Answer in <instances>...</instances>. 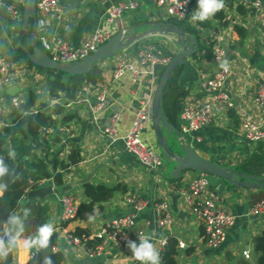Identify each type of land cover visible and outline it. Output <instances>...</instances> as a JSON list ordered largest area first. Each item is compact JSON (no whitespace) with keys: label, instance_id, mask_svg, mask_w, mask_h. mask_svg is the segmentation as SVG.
<instances>
[{"label":"crops","instance_id":"obj_1","mask_svg":"<svg viewBox=\"0 0 264 264\" xmlns=\"http://www.w3.org/2000/svg\"><path fill=\"white\" fill-rule=\"evenodd\" d=\"M129 1L137 2V7L133 10H126L122 14L117 21V31L123 30L126 33L140 36L152 26L174 23L185 30L187 40L195 38L198 44L203 40L207 42L218 40L215 35L223 38L219 44L226 50V59L233 70L226 90L232 96L235 106L227 107L222 103L216 104L212 123L200 132H190L186 136L187 142L201 157L235 169L253 153L259 143L264 144V141L254 142L243 137L240 119L243 111L248 112L255 119L264 118V112L256 102L258 82L264 81L262 26L264 9L256 10L241 0H224L225 19L221 21L210 17L208 19L210 22L204 26L199 21L191 20L192 13L197 9V0L191 4L187 14L180 19L165 14L154 0H64L63 15L60 19L51 17L49 22L38 20L35 41L40 42L47 51V44L53 36L68 41L74 47H79L86 36L104 25L106 13L111 4ZM261 1L264 4V0ZM26 2L27 0H0L1 57L7 58L8 51L17 46L21 34L23 37L25 34L31 35L32 33V19H30V31L22 33L23 11ZM11 5L15 6L19 12V17L16 19L9 12ZM177 38L178 36L174 33H150L137 37L121 51L99 61L103 69L102 81L108 84L105 106L97 115L92 113L91 106L95 102V92L92 91L86 94L89 98L88 103L67 108L68 111L76 114L73 121L67 124L58 123L56 127L49 128L48 136L56 141L57 147H62L63 156H66L69 147L64 146L62 139L59 141L55 135L58 134L62 138L68 137L66 136L68 130L71 137L79 138L82 160L71 167L64 177L63 185L56 186L49 180L43 183V186L53 185L56 192L45 196L44 199L29 198L27 194L23 198V203L38 200L50 205L48 222L55 225L58 233L56 249L64 253V264H132L129 258L132 255L130 250L127 247H121L114 240L108 241L104 251L100 254L91 255L85 246L74 245L69 236V232L77 227L89 230L90 234H95L104 222L132 212L137 216L136 229H142L144 235L156 242L157 246L159 240L166 235H171L178 240L177 260L179 264H231L232 261L228 259V254L239 258L243 256V250H249L252 254L250 259L255 262L256 253L253 240L264 230V215H254L252 207L258 196L264 195V190L232 185L221 177L208 174V191L213 192L219 204L235 216V224L226 240L216 247L210 246L203 237L204 226L194 216L182 193V189L195 179L200 171L187 170L182 172L178 178L172 176L175 163L172 162V168H167L168 154L159 142L153 119L145 122L143 138L150 147L160 153L161 157L162 154L164 155L167 163L158 172L143 166L135 156L127 153L121 140L112 143L102 133V128L109 123L111 116L115 113L120 114V120L117 123L119 134L128 131L140 100L153 96L164 70L158 65L154 68L153 75L143 74L137 80H133L130 74L126 73L115 79L113 78L115 61L125 56L138 64L139 53L147 46H151L155 52L173 56L181 50L176 43ZM214 46L215 44L213 48ZM218 67L219 64L214 57L211 59L205 57L201 60H197L194 56L186 58L179 74V85L183 92L179 108V125L180 111L184 104H199L207 100L201 74L207 72L213 75ZM12 71L15 76L14 82L11 85L0 86V96L6 98L2 105L7 110L6 115H0V127L4 126L8 115L14 109L10 102L11 97L18 96L22 100L25 98L24 90H30L32 87L39 89L37 84L34 85L32 81L27 80V69L24 65H12ZM30 74L38 75L33 71H30ZM43 84L42 91H39L41 97L43 96L42 99L47 98L45 81ZM231 110H234L239 118L237 124L230 116ZM162 132L167 144L171 147L168 142L171 133L163 128ZM177 140L179 142L178 134ZM42 154L40 149L34 150L32 155L26 159V165L31 168L33 160ZM91 174L89 181L92 183L104 182L109 185L120 183L126 186L127 191L119 190L109 201L101 203L100 207L96 208L95 219L92 221L75 218L63 221V196L72 194L77 204L85 200L82 184ZM129 197L144 202L143 207L136 211L133 205L128 203ZM156 202L167 204L172 218L169 226L158 224ZM65 222H67L66 226H63ZM34 233L35 220L28 218L25 221V235ZM179 243H183L184 246ZM32 252L35 253V250L30 251L22 246L18 247L11 256V264L27 263Z\"/></svg>","mask_w":264,"mask_h":264},{"label":"built area","instance_id":"obj_2","mask_svg":"<svg viewBox=\"0 0 264 264\" xmlns=\"http://www.w3.org/2000/svg\"><path fill=\"white\" fill-rule=\"evenodd\" d=\"M63 1L64 0H37L36 11L39 21L49 22L51 17L60 19L63 15ZM109 1V0H108ZM196 0H154L155 4L161 8L165 14L173 18H183L190 9V6ZM248 6L256 8V10H263L264 4L261 0H241ZM137 7V2H118L111 4L107 10L104 25L97 28L94 32L86 36L79 47H74L68 41L53 36L47 44L48 53L50 57L56 61L72 62L82 60L86 56L92 54L97 48L106 43L118 31L117 21L126 10H133ZM9 12L16 19L19 17V12L15 6L9 7ZM2 18L0 12V20ZM263 26V39H264V19ZM218 40L214 41V58L218 64L226 59V50L219 44L223 38L215 35ZM217 41V43H216ZM172 55H163L160 52H155L151 46L144 47L139 53L138 64L132 62L128 57L122 56L114 63L113 78L118 79L129 73L133 80H137L143 74L153 75L154 68L158 65L165 68L170 62ZM233 73L229 63V71L224 72L223 69L218 67V70L213 74L204 72L201 74L202 86L206 92L207 100L199 103H186L180 111V125L178 128V139L182 143L187 142V134L190 132H200L205 127L210 125L213 121L214 107L218 103H222L227 107L235 106V102L226 90L227 83ZM15 80L12 65L8 62L7 58L0 56V86L11 85ZM46 90V88H45ZM95 92V102L91 106V111L97 115L100 110L105 106L106 96L108 92V84L100 81L94 90L90 86L84 87V94L76 100L69 101L66 104L67 108H72L80 104L89 102L87 93ZM47 93V91H45ZM47 98L41 100H48L51 104L55 100L50 99L48 94ZM6 100L4 96H0V115L4 116L7 110L3 107L2 103ZM21 99L18 96H13L10 99L11 105L16 108L19 106ZM256 102L264 112V81H259L256 90ZM152 97L143 98L137 107L133 122L124 134H119L117 123L120 120V114L115 113L111 116L109 123L102 128V133L112 143L122 141L124 150L135 156L140 164L158 172L164 166V162L159 152L150 147L143 138V129L145 122L153 119L152 113ZM241 128L243 137L247 140L254 142L264 141V118L255 119L248 112L243 111L240 114ZM96 121V117H95ZM69 135V131L67 130ZM200 139V136H198ZM65 138H62V142ZM190 144V143H189ZM47 181L43 180L40 186ZM53 183V181L50 179ZM54 184V183H53ZM209 179L208 173L200 171V174L182 189L185 201L190 205L191 211L194 216L204 226V239L213 247L218 246L226 240L231 228L235 224V216L222 207L217 196L208 191ZM134 209L140 210L144 202L134 197L127 199ZM63 216L62 220L67 221L74 219L77 214L78 204L76 203L72 194H66L62 198ZM155 209L159 216L158 224L160 226H169L172 223L171 214L165 202H156ZM252 213L254 215H264V195L258 199L253 207ZM137 216L134 212L125 214L118 218H112L104 222L95 234L88 236H74L69 233L70 239L74 245H82L87 248L91 255H98L104 251L108 241L114 240L121 247L126 248L128 240H138V234L144 235L142 229L137 230ZM131 232L134 235H131ZM145 236V235H144ZM93 237H100L102 240L95 247H87L86 242ZM168 244V236H164L158 242L160 253ZM179 245L184 246L183 243ZM16 250V249H15ZM15 250L8 256L11 257ZM32 252L31 257L34 256ZM243 256L250 259L252 254L249 250H243ZM6 260H0V264H4Z\"/></svg>","mask_w":264,"mask_h":264},{"label":"trees","instance_id":"obj_3","mask_svg":"<svg viewBox=\"0 0 264 264\" xmlns=\"http://www.w3.org/2000/svg\"><path fill=\"white\" fill-rule=\"evenodd\" d=\"M239 9H242L239 7ZM213 19L224 20L225 10L217 12ZM210 20L200 22L206 26ZM22 43L30 50L31 35H23ZM37 45L42 47L40 42ZM213 41H201L194 56L197 60L202 58H213ZM46 51V50H45ZM7 60L11 65H24L30 78L33 75L30 71L40 73L45 76V88L50 99L55 100L51 104L48 100H41L39 89L32 87L28 90L27 96L22 99L19 106L12 109L8 115L4 126L0 127V156L4 157L5 163L9 167V174L2 181L7 184V190L0 196V221L6 220L9 213L21 212L23 208L30 209L28 218L35 220V231L39 225L48 222L50 205L41 203L38 200H29L23 203V198L28 191L40 186L43 180H52L56 186H61L65 182V175L72 166L77 165L82 160L80 139L71 137L70 134L64 137V146H68V153L63 156L62 147H57L56 141L52 140L48 134L49 128L56 127L58 123L67 124L76 117L74 112L67 110L66 104L76 100L84 94V87L90 86L94 90L98 83L103 80V69L99 63L86 74H70L58 69L44 68L33 63L27 53L16 46L7 53ZM182 66L175 67L172 77L169 79L165 91L163 111L168 123L177 130L179 128V108L183 96L179 85V74ZM230 116L235 124L239 122L234 110L230 111ZM59 141L62 137L55 135ZM14 150V159L8 157L9 150ZM40 149L43 153L37 156L32 163V167L26 165V159L32 155L34 150ZM235 170L264 178V144L259 143L253 153L243 162L236 166ZM127 191L125 185L117 183L109 185L104 182L92 183L83 182L82 191L85 200L78 204L75 219L87 220V214H95L97 207L103 202L109 201L117 191ZM260 195L258 198L260 199ZM257 198V200H258ZM65 222L63 226H66ZM74 236H88L90 231L77 227L70 231ZM131 235H134L131 232ZM100 237H93L86 242L87 247L93 248L101 242ZM58 243V233L55 231L47 249L35 250V254L25 264H43L46 256L50 257L53 264H64L65 256L62 251L56 249ZM255 262L246 259L244 256L234 258L228 254L231 264H264V230L256 235L253 240ZM179 254L178 240L168 235V244L161 253L162 264H179L177 256ZM5 264H11V257L7 258ZM221 264V263H215Z\"/></svg>","mask_w":264,"mask_h":264},{"label":"water","instance_id":"obj_4","mask_svg":"<svg viewBox=\"0 0 264 264\" xmlns=\"http://www.w3.org/2000/svg\"><path fill=\"white\" fill-rule=\"evenodd\" d=\"M37 0H27L24 11H23V26L22 33H28L31 28L30 19H32V33H31V45L33 50H30L27 46L22 43V34L17 41V46L21 47L28 55L29 59L36 65L44 68L58 69L70 74H86L88 73L95 64L102 59L111 56L124 47L129 45L137 37H142L150 33H174L178 36L176 43L181 47V50L175 53L170 62L164 68L161 77L157 83L154 94L152 96V113L153 122L157 137L161 146L166 150L168 154V163H175V169L172 173L174 178L180 177L182 172L187 170L204 171L208 174L221 177L227 180L232 185H237L245 188H252L258 190H264V178L249 175L233 169L230 166H222L211 160L204 159L201 157L195 148L189 143L180 142L181 153L175 151L167 144V140L163 135L162 128L168 130L169 133L173 131L178 134V129L175 130L167 121L163 111L164 102V91L169 79L172 77L175 67L185 64L186 58L196 53L198 49L197 41L195 38H189L187 40V34L177 24L163 23L160 25L152 26L143 32L140 36L133 33H126L123 30H119L112 36L106 43L100 45L96 51L86 56L82 60L64 62L56 61L52 59L49 53L40 48L36 41V30L38 25L37 11H36ZM102 165V164H101ZM100 165V166H101ZM98 166V168L100 167ZM92 174L84 180L87 182L90 180ZM54 191L53 185H44L28 191L29 198L39 197L44 199L45 196L52 194Z\"/></svg>","mask_w":264,"mask_h":264},{"label":"clouds","instance_id":"obj_5","mask_svg":"<svg viewBox=\"0 0 264 264\" xmlns=\"http://www.w3.org/2000/svg\"><path fill=\"white\" fill-rule=\"evenodd\" d=\"M224 8V0H197V9L192 13L191 20L204 22ZM219 67L224 72L229 71V61L223 60ZM16 153L9 150L8 157L14 159ZM9 174V167L4 157L0 156V181ZM7 190V184L0 182V196ZM95 212V210H94ZM30 215V209L25 207L21 212L9 213L6 220L0 221V260H6L18 247L26 250H43L50 245L56 229L52 222H45L38 226L34 234L25 235V221ZM87 219H95L94 214H87ZM138 243L127 241V248L131 252L129 257L132 264H162L161 253L156 242L151 238L138 234ZM43 264H53L50 257L44 258Z\"/></svg>","mask_w":264,"mask_h":264},{"label":"rangeland","instance_id":"obj_6","mask_svg":"<svg viewBox=\"0 0 264 264\" xmlns=\"http://www.w3.org/2000/svg\"><path fill=\"white\" fill-rule=\"evenodd\" d=\"M28 71H26L27 73ZM38 75L37 76H33V78H30L28 73L26 74V77H27V80L28 81H32V84H37L39 86V91H42L41 89V86L43 87L44 84V80H45V76L43 74H40V73H37ZM44 91V90H43ZM24 93V97L27 96V93H28V90H24L23 91ZM43 98V96H42ZM168 142L171 146L172 149H174L175 151L181 153V149H180V142H178L177 140V134L174 132V133H171L170 136L168 137ZM162 160L164 162V164H166L167 162L165 161V158H164V155L162 154ZM172 163L171 164H168L167 168L170 169L172 168Z\"/></svg>","mask_w":264,"mask_h":264}]
</instances>
